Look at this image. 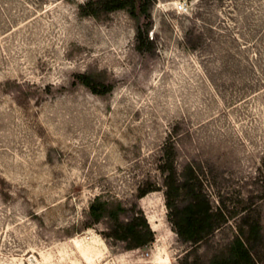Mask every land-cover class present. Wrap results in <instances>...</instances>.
<instances>
[{
	"label": "rangeland",
	"instance_id": "374dc122",
	"mask_svg": "<svg viewBox=\"0 0 264 264\" xmlns=\"http://www.w3.org/2000/svg\"><path fill=\"white\" fill-rule=\"evenodd\" d=\"M89 1L0 0V264H209L246 212L264 264V0H155L143 50L142 19ZM167 143L227 215L197 245L169 219ZM133 205L154 232L138 249L102 235Z\"/></svg>",
	"mask_w": 264,
	"mask_h": 264
},
{
	"label": "trees",
	"instance_id": "16d2710c",
	"mask_svg": "<svg viewBox=\"0 0 264 264\" xmlns=\"http://www.w3.org/2000/svg\"><path fill=\"white\" fill-rule=\"evenodd\" d=\"M155 0H95L82 6L85 14L90 9L91 14L98 10L109 14L126 10L129 15L141 20L136 28L137 48L146 49L148 45V29L150 28L149 9ZM93 9V10H92ZM74 81L88 88L96 95H104L111 91V86L95 82L86 74H75ZM172 144L165 145V158L162 165L164 178V196L169 209V219L176 234L183 242L197 245L209 238L216 230L226 223L227 215L223 206L213 207L203 192L197 171L191 165H186L178 175L171 157ZM154 186L140 188L138 197L141 198L151 191ZM120 211H126L120 207ZM131 214L125 220H120L119 212L111 215L113 225L103 237L123 241L128 249H138L150 244L154 240V232L149 226L143 211L133 205ZM89 216L92 223H97L103 217L97 203L90 206ZM261 224L255 215L246 212L241 216L236 226V235L228 244L224 253L215 257L209 264H253L254 250L261 243ZM187 252L183 264H196L188 261Z\"/></svg>",
	"mask_w": 264,
	"mask_h": 264
},
{
	"label": "built area",
	"instance_id": "2783aa9c",
	"mask_svg": "<svg viewBox=\"0 0 264 264\" xmlns=\"http://www.w3.org/2000/svg\"><path fill=\"white\" fill-rule=\"evenodd\" d=\"M179 8H182L181 4L178 6Z\"/></svg>",
	"mask_w": 264,
	"mask_h": 264
}]
</instances>
